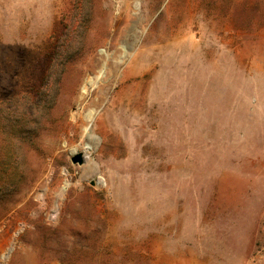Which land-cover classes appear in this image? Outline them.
<instances>
[{
	"label": "rangeland",
	"instance_id": "1",
	"mask_svg": "<svg viewBox=\"0 0 264 264\" xmlns=\"http://www.w3.org/2000/svg\"><path fill=\"white\" fill-rule=\"evenodd\" d=\"M126 88L155 105L150 158L101 160ZM15 98L40 112L0 121V264H264V0H0Z\"/></svg>",
	"mask_w": 264,
	"mask_h": 264
},
{
	"label": "bare ground",
	"instance_id": "2",
	"mask_svg": "<svg viewBox=\"0 0 264 264\" xmlns=\"http://www.w3.org/2000/svg\"><path fill=\"white\" fill-rule=\"evenodd\" d=\"M90 81L91 78H88L84 87V91L87 90ZM97 92L98 91H96V93ZM100 96L102 97V95ZM103 96L105 97V95ZM146 99L142 96H138L136 93L132 91L131 88H126L124 89L123 93L118 92L117 94H115V96L111 99L110 103L105 108V110L99 114V116L96 119L97 128L102 129L103 133L105 134L104 136L106 137L110 136L113 139L111 142L112 143L111 151H109L106 154L102 152L104 155L100 154L98 156L99 159L102 160L104 157H108L112 160H117L120 157L128 158L132 152L131 149L138 150L141 156L144 157L145 159L150 158L151 144L148 141V138L151 135H153L152 132L153 122L152 121L147 122L146 119L148 118L149 115H152V112L155 109L154 108L155 105L151 102H147ZM91 117H92V112H90L86 116V120L90 122ZM117 119L118 120L121 119L124 124H127V126H129L128 128L134 136L135 143L134 141L130 142L124 138L123 135L124 133H126L127 128L125 126L117 125L116 122ZM139 121H141V123L143 122V125L146 127L147 134L144 136H140L138 134ZM75 125L76 127L79 128H81L82 126L84 127V123L81 118L78 120V122ZM84 129H85L84 140L87 142L88 147H91L95 141V136L92 130L88 126H85ZM165 136L166 135H164V138ZM76 151L77 150H74L73 153L75 154ZM82 154L85 159V152L82 151ZM86 160H87V166L85 167V173L89 174L90 178H93L96 176L98 171L97 163L92 158H90L88 154H86L85 161Z\"/></svg>",
	"mask_w": 264,
	"mask_h": 264
},
{
	"label": "trees",
	"instance_id": "3",
	"mask_svg": "<svg viewBox=\"0 0 264 264\" xmlns=\"http://www.w3.org/2000/svg\"><path fill=\"white\" fill-rule=\"evenodd\" d=\"M54 66L55 63H53V67L51 68L50 71L51 76L52 74H56V70ZM25 105L26 103L23 102L22 98H15L10 101H7L3 105H0V121L1 123H6L5 127L3 128L7 129L8 125L10 126V128L8 127L9 129L14 128L15 126L12 124V121L20 119L19 116L24 117L26 115L27 130L24 131L27 133H31L32 130H36L35 125L39 123V112H40L39 103L37 104L34 103L26 106ZM20 109H22V111L26 110V113L25 112L18 113ZM28 125H30V127H28Z\"/></svg>",
	"mask_w": 264,
	"mask_h": 264
},
{
	"label": "water",
	"instance_id": "4",
	"mask_svg": "<svg viewBox=\"0 0 264 264\" xmlns=\"http://www.w3.org/2000/svg\"><path fill=\"white\" fill-rule=\"evenodd\" d=\"M85 159L83 157V154L82 153H79L77 155H75L73 158H72V163L73 164H79V165H82L84 163Z\"/></svg>",
	"mask_w": 264,
	"mask_h": 264
}]
</instances>
